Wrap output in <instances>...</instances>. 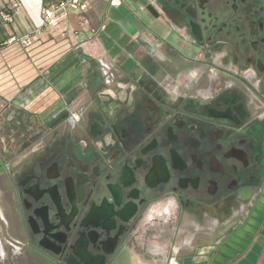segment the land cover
<instances>
[{"label": "flooded vegetation", "instance_id": "obj_1", "mask_svg": "<svg viewBox=\"0 0 264 264\" xmlns=\"http://www.w3.org/2000/svg\"><path fill=\"white\" fill-rule=\"evenodd\" d=\"M156 4L166 38L6 159L26 238L0 236V264L157 263L147 222L223 225L262 188L264 0Z\"/></svg>", "mask_w": 264, "mask_h": 264}, {"label": "crops", "instance_id": "obj_2", "mask_svg": "<svg viewBox=\"0 0 264 264\" xmlns=\"http://www.w3.org/2000/svg\"><path fill=\"white\" fill-rule=\"evenodd\" d=\"M62 1L0 0V115L8 113L6 122H0V144L1 130L13 119L32 128L41 122L38 129L65 120L73 100L103 89L99 60L128 74L147 54V45L159 44L169 31L157 0H123L118 6L112 0H92L88 11L69 10L56 26H45L43 11ZM1 12L11 14L12 22H5ZM119 88L113 85L108 92ZM14 189L0 150V236L9 242L26 238L8 194ZM240 212L224 228L215 222L195 230L192 236L200 240L195 255L201 264H264V183L248 195Z\"/></svg>", "mask_w": 264, "mask_h": 264}, {"label": "rangeland", "instance_id": "obj_3", "mask_svg": "<svg viewBox=\"0 0 264 264\" xmlns=\"http://www.w3.org/2000/svg\"><path fill=\"white\" fill-rule=\"evenodd\" d=\"M8 113L4 112L0 115V122L5 121ZM13 118V117H12ZM18 119H13L10 123H7V127H4L1 131V137L4 138V142H1L0 144V150L4 157L7 160L11 159L12 154L17 153V151L20 149V146L22 144L21 134H25V136H33L37 135L40 132H43V128L41 127L38 129L40 125H42L41 122H39L37 126L32 128L30 126V123L28 124H22L21 126H18L16 123L18 122ZM64 120H62L63 122ZM65 125V123H63ZM44 127V126H43ZM11 130H13V133H10ZM39 131V132H38ZM13 139H16L15 143L12 144ZM9 150V155H5L4 151ZM217 224V223H216ZM211 224L206 226H200L198 224H195L192 220H184V222L177 226L173 217L168 222H147L145 226H142L140 229V243H147L149 244L148 248L149 251L154 253L156 248L158 249V252L162 254L163 257H160V255L152 256L157 263L155 262H149L148 264H163V261H165L167 258L175 259L177 264H181L180 259L185 257V255L189 254V251L187 248L188 246H191L192 240L191 237L192 234H195V230H202L207 227H209ZM217 228H224L222 225H216ZM146 228H157L155 234L157 239L151 238V240H148V237L144 235L146 232ZM200 233L202 231H199ZM194 238V237H193ZM197 239H199L198 236H196ZM192 251H190L191 253ZM173 254V255H172ZM192 255V254H191ZM168 256V257H167ZM192 257L196 258V264H201L200 260L198 259V256L195 255L193 252ZM204 258H207L205 256ZM159 259V260H158ZM198 261V262H197ZM183 264H191L190 259H184Z\"/></svg>", "mask_w": 264, "mask_h": 264}, {"label": "built area", "instance_id": "obj_4", "mask_svg": "<svg viewBox=\"0 0 264 264\" xmlns=\"http://www.w3.org/2000/svg\"><path fill=\"white\" fill-rule=\"evenodd\" d=\"M91 1L92 0H64L60 3L50 4L43 11L44 25L56 26L60 19L67 16L69 10H81L83 12L88 11ZM123 2H124L123 0H112L111 5L118 6ZM1 17L7 23L12 22L11 14L1 12ZM98 64L101 75L105 79V83L110 86L113 83L114 78L117 76L118 73L117 69L113 65L107 64L102 60H99ZM74 122H75L74 116H69L66 119V123L74 124Z\"/></svg>", "mask_w": 264, "mask_h": 264}, {"label": "bare ground", "instance_id": "obj_5", "mask_svg": "<svg viewBox=\"0 0 264 264\" xmlns=\"http://www.w3.org/2000/svg\"><path fill=\"white\" fill-rule=\"evenodd\" d=\"M172 264H176L175 262H173Z\"/></svg>", "mask_w": 264, "mask_h": 264}]
</instances>
